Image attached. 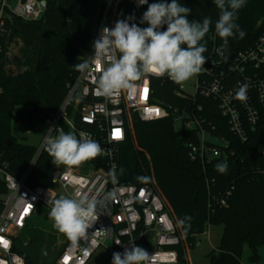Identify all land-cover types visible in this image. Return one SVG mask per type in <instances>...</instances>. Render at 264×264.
<instances>
[{
    "label": "trees",
    "instance_id": "1",
    "mask_svg": "<svg viewBox=\"0 0 264 264\" xmlns=\"http://www.w3.org/2000/svg\"><path fill=\"white\" fill-rule=\"evenodd\" d=\"M158 0H149V4ZM171 2V0H168ZM107 0H48L44 14L35 20L12 17L7 20V36L0 55V161L14 176H21L30 166L37 146L26 143L25 133L48 122L66 97L68 85L77 76L76 64L84 61L92 47L95 32ZM191 8L189 20L202 22L211 17L212 26L202 43L209 53L214 45H222L215 32L219 9L214 0H178ZM147 6L137 10L131 0H117L110 10L112 27L118 19L134 16L140 20ZM236 23L245 32L243 38H228L226 52H237L251 46L264 29V0H246L237 13ZM259 22L261 24L259 25ZM166 27V26H165ZM15 42L18 52L7 55ZM14 65L19 70L12 69ZM25 69L22 70V68ZM17 71V72H16ZM152 100L171 108L172 114L163 119L144 121L136 114L129 117L126 140L118 154L117 182L143 184L151 181L161 194L178 228L185 246H194L196 236L208 225H223V234L208 264H242V252L248 244L253 257L259 258L258 248L264 245V108L255 130L249 131L245 142L236 137L222 115L218 102L197 94L194 98L177 93L179 85L166 75L153 78ZM202 107L199 111L198 108ZM197 112L206 122L204 127L211 136L229 142L226 155L205 163L192 160L189 143L199 144L200 130L177 129L175 117ZM10 142V144L8 143ZM208 145H214L206 141ZM46 146L33 165L28 183L32 186H54L52 163ZM105 159L97 156L85 161L94 167ZM220 162H227V172L216 170ZM121 169L123 172L121 173ZM234 186L226 204L218 202L227 189ZM0 178V213L7 193ZM190 216L184 227L178 220ZM14 251L27 264H36L27 251L14 243ZM54 264V262H53ZM178 264H186L185 254L179 248Z\"/></svg>",
    "mask_w": 264,
    "mask_h": 264
},
{
    "label": "built area",
    "instance_id": "2",
    "mask_svg": "<svg viewBox=\"0 0 264 264\" xmlns=\"http://www.w3.org/2000/svg\"><path fill=\"white\" fill-rule=\"evenodd\" d=\"M116 1L107 0L94 40L99 38L103 27L112 28L109 13ZM131 1L137 10L147 6L138 5V0ZM47 4L48 0H17L12 6L10 0H1L0 55L4 50L3 38L7 36V20L12 17L39 19ZM231 53L233 57L227 62L230 53L215 44L209 53H204L207 63L197 74L195 92L187 93L179 84L177 93L193 98L200 94L216 100L230 131L245 142L249 139V131L255 130L259 124L264 108V29L251 46ZM92 56L93 46L84 57L90 67L83 72L77 70L76 78L69 83L66 97L46 122L42 143L28 169L17 177L8 171L5 162L0 161V178L8 190L0 213V264H27L25 258L13 250L16 231L26 227L38 205L51 208V202L61 196L95 198L98 219L75 245L67 240L54 264H87L96 249L108 242H111L113 252H123L134 242L149 255L153 254L150 264H178L179 248L186 250L169 209L151 181L140 185L120 184L117 180L114 182L110 175L113 167L117 171L120 146L126 140L132 114L144 121L163 119L172 114L171 108L152 100V79L166 75L157 76L150 72L126 90L111 97L99 96L95 91V81L106 65ZM242 85H247V99L244 101L237 98ZM2 91L0 85V93ZM198 110L201 111L202 107ZM175 122L187 129L200 130V143H189L192 160L205 163L227 156L223 147L227 148L229 142L222 137L211 136L204 127L206 121L197 112L178 115ZM61 130L73 132L78 137L83 133L96 141L102 149L99 156L105 159L103 165L97 168L85 162L79 166L60 165L52 176L54 186L30 185L27 181L29 173L46 146L47 137H54ZM206 141L214 145H208ZM233 189L231 186L218 198L221 205L226 204Z\"/></svg>",
    "mask_w": 264,
    "mask_h": 264
},
{
    "label": "clouds",
    "instance_id": "3",
    "mask_svg": "<svg viewBox=\"0 0 264 264\" xmlns=\"http://www.w3.org/2000/svg\"><path fill=\"white\" fill-rule=\"evenodd\" d=\"M147 4V10L140 20L147 27H140L134 16L118 19L114 27L100 30L99 38L93 42L94 60L106 65L95 81L96 94L111 97L126 90L145 74L167 75L174 83L183 84L203 70L207 63L204 53L206 44L202 43L212 26L211 17L202 22L189 20L191 8L178 3V0H138V5ZM219 9L215 22V32L222 39L221 48H225L228 38L245 36V32L236 23L238 11L245 6L246 0H214ZM166 26V27H165ZM83 72L90 67L87 61L76 64ZM247 85H242L237 98L244 101ZM51 129V128H49ZM46 150L56 166H79L81 163L97 157L102 149L100 145L85 134L78 137L73 132L59 131L56 136L46 139ZM216 170L227 172V162H220ZM121 173L123 169L120 170ZM110 175L117 179L113 167ZM49 218L53 226L75 245L87 234V230L98 219L97 201L88 196L60 197L51 202ZM187 216L178 220L184 227ZM153 255V254H152ZM152 255L134 242L123 252H114L111 264H150Z\"/></svg>",
    "mask_w": 264,
    "mask_h": 264
},
{
    "label": "rangeland",
    "instance_id": "4",
    "mask_svg": "<svg viewBox=\"0 0 264 264\" xmlns=\"http://www.w3.org/2000/svg\"><path fill=\"white\" fill-rule=\"evenodd\" d=\"M16 3L17 0H10V4L12 6H15ZM18 49V44H16L15 42L11 43L7 55L12 56L16 54L18 52ZM11 68L19 70V68L14 65H12ZM23 69H25V67H23L22 70ZM196 77L197 75L193 76L191 79L181 84L187 93L192 94L195 92ZM181 127L182 126L180 124H177L178 130H180ZM46 129V123L37 125L35 128L25 133V142L35 145L37 147L40 146L45 135ZM56 188L61 192L60 186H57ZM45 207L48 209V213L45 215V217L47 218L49 217V212L51 208L49 206ZM223 229L224 226L221 224H210L205 228L204 233L197 235L195 245L188 246L186 247V250L183 251L185 254L186 264H208L210 260V253L214 249H216L220 243L221 236L223 234ZM21 236L24 240H26L27 238V242L29 243H27V246L24 245V247L27 249L26 251L30 255L32 261L36 264H53V262H55L56 258L63 250L60 249V247L53 248L51 247V245H47L46 239L41 237L40 233H38L36 229H32L27 234L22 233ZM21 238L18 237L16 240L18 246L20 247L23 246V241ZM261 247H264V245ZM113 253L114 252L112 244L111 242H108L106 245H101L96 249L87 264H111ZM241 260L242 264H264V260L253 257V251L248 244L244 245Z\"/></svg>",
    "mask_w": 264,
    "mask_h": 264
},
{
    "label": "crops",
    "instance_id": "5",
    "mask_svg": "<svg viewBox=\"0 0 264 264\" xmlns=\"http://www.w3.org/2000/svg\"><path fill=\"white\" fill-rule=\"evenodd\" d=\"M47 213L48 209L45 206L38 205L35 214L28 220L26 227L20 231L17 230L16 234L19 238H21L22 233L27 234L32 229H36V231L40 233L41 237L46 239L47 245H51L53 248L60 247V249H63L68 238L53 226V222L49 219V217H45ZM18 237H16L15 241ZM21 239L23 241V246H21V248L26 251L27 249L24 245L27 246V243L29 242H27V238L26 240H24L23 237ZM258 254L259 258L264 260V247L258 248Z\"/></svg>",
    "mask_w": 264,
    "mask_h": 264
},
{
    "label": "water",
    "instance_id": "6",
    "mask_svg": "<svg viewBox=\"0 0 264 264\" xmlns=\"http://www.w3.org/2000/svg\"><path fill=\"white\" fill-rule=\"evenodd\" d=\"M1 2V0H0ZM261 24V22H259V25ZM233 57V53H230L228 59H227V62H229L231 60V58ZM10 144V142H8Z\"/></svg>",
    "mask_w": 264,
    "mask_h": 264
},
{
    "label": "snow or ice",
    "instance_id": "7",
    "mask_svg": "<svg viewBox=\"0 0 264 264\" xmlns=\"http://www.w3.org/2000/svg\"><path fill=\"white\" fill-rule=\"evenodd\" d=\"M117 132H118V130H117Z\"/></svg>",
    "mask_w": 264,
    "mask_h": 264
}]
</instances>
